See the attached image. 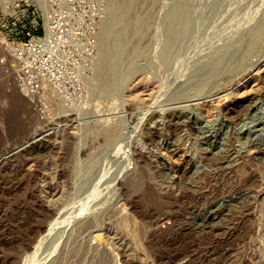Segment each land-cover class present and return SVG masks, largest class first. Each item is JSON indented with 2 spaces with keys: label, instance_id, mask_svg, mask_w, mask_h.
Returning <instances> with one entry per match:
<instances>
[{
  "label": "rangeland",
  "instance_id": "obj_1",
  "mask_svg": "<svg viewBox=\"0 0 264 264\" xmlns=\"http://www.w3.org/2000/svg\"><path fill=\"white\" fill-rule=\"evenodd\" d=\"M75 1L85 74L0 67V264H264V0ZM35 5L0 0V60Z\"/></svg>",
  "mask_w": 264,
  "mask_h": 264
},
{
  "label": "built area",
  "instance_id": "obj_2",
  "mask_svg": "<svg viewBox=\"0 0 264 264\" xmlns=\"http://www.w3.org/2000/svg\"><path fill=\"white\" fill-rule=\"evenodd\" d=\"M69 8L75 0H66ZM44 0H36V13L43 21L38 31V22L32 28L23 27V34L13 33L3 26L5 47L12 60L17 82L31 96H37L47 87L60 88L64 80L85 74L84 58L94 57L95 40L80 42L68 16L46 14ZM45 13V16H44ZM85 56V57H83ZM7 59L0 60V67H6Z\"/></svg>",
  "mask_w": 264,
  "mask_h": 264
},
{
  "label": "bare ground",
  "instance_id": "obj_3",
  "mask_svg": "<svg viewBox=\"0 0 264 264\" xmlns=\"http://www.w3.org/2000/svg\"><path fill=\"white\" fill-rule=\"evenodd\" d=\"M117 14V13H116ZM115 17V16H114ZM114 17H112V18H114ZM120 17V16H119ZM113 20V19H112ZM140 20V19H139ZM115 21V20H114ZM113 22V21H112ZM116 23V22H115ZM118 23V22H117ZM114 24V23H113ZM137 25V24H136ZM140 25V24H139ZM114 26V25H113ZM112 26V27H113ZM140 27V26H139ZM135 29V28H134ZM140 31V30H139ZM136 32H138V31H136ZM136 32H135V34H136ZM107 33V32H106ZM117 33V32H116ZM105 34V33H104ZM109 35V34H108ZM107 36V35H106ZM106 36H103L104 38L106 37ZM119 36V35H118ZM109 37H110V35H109ZM113 37V36H112ZM111 38V37H110ZM115 38V37H114ZM118 38H120V37H118ZM116 39V38H115ZM114 39V40H115ZM122 39V38H121ZM106 40V39H105ZM110 40V39H109ZM117 40V39H116ZM123 40V39H122ZM106 41H108V39L106 40ZM105 41V42H106ZM111 41H112V39H111ZM111 41H110V43H111ZM118 41V40H117ZM120 41V40H119ZM121 42V41H120ZM5 43V42H4ZM103 43H104V41H103ZM118 43V42H117ZM117 43H115V44H117ZM105 44V43H104ZM103 44V45H104ZM107 44V43H106ZM106 44H105V46H106ZM109 44V43H108ZM120 44H122V42L120 43ZM118 45H119V43H118ZM3 46V45H2ZM1 46V48H0V53L2 52H4L5 50L3 49L4 47H2ZM104 46V47H105ZM105 50V49H104ZM105 52V51H104ZM6 53V52H5ZM104 54V53H103ZM0 56H2V55H0ZM3 57V56H2ZM6 59L8 60V62H10V61H12L11 59H10V57L7 55V53H6ZM106 65V64H105ZM9 67H10V69H11V72H12V74L14 73V70L11 68L12 66L11 65H9ZM102 71V70H101ZM103 72H104V70H103ZM117 73V72H116ZM106 75V74H105ZM110 76V75H109ZM116 77V76H115ZM7 78H9V77H7ZM106 78V77H105ZM103 79H104V77H103ZM117 79V78H116ZM16 81H17V79H16ZM108 81V80H107ZM109 82V81H108ZM11 83V82H10ZM105 83V82H104ZM21 86V85H20ZM22 87V86H21ZM23 88V87H22ZM24 89V88H23ZM52 90V89H51ZM24 91L26 92V90L24 89ZM46 94H47V92H46ZM50 95V94H49ZM49 97V96H48ZM50 98V97H49ZM242 100V99H241ZM242 103V102H241ZM241 103L240 102H235V104L234 105H236L235 107H239L240 105H241ZM233 105V106H234ZM222 106V105H221ZM233 106H227V107H224V108H226V109H229V108H233ZM247 106V105H246ZM242 107V106H241ZM240 107V108H241ZM223 108V109H224ZM246 108H248V107H246ZM247 110V109H246ZM243 111H245V110H243ZM240 112H242V111H240ZM229 113V112H228ZM233 114V113H232ZM205 131H207V129L205 130ZM205 131H204V133H205ZM205 135H206V139H205V141L207 140V141H211L213 138H215V133H214V131H211V130H208L206 133H205ZM207 143V142H206ZM177 164V163H176ZM178 165V164H177Z\"/></svg>",
  "mask_w": 264,
  "mask_h": 264
}]
</instances>
